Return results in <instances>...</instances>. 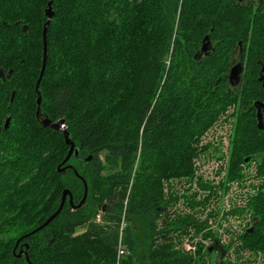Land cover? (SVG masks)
<instances>
[{
	"label": "trees",
	"instance_id": "1",
	"mask_svg": "<svg viewBox=\"0 0 264 264\" xmlns=\"http://www.w3.org/2000/svg\"><path fill=\"white\" fill-rule=\"evenodd\" d=\"M50 1L40 114L65 120L79 155L62 166L77 173L58 170L70 150L64 131L36 117ZM207 36L216 43L204 53ZM236 55L245 68L235 87ZM262 67L264 0H0V264H140L131 221L121 237L129 251L118 262L125 209L148 230L144 264H204L202 248L182 244L204 224L195 212H169L163 180L194 176V158L207 147L201 138L234 105L225 182L246 180L244 166L261 156L259 183L235 213L250 214L240 247L264 254ZM85 183L80 206L67 199L29 234L58 209L65 189L80 203ZM20 242L29 261L18 256ZM214 246L220 259L229 249Z\"/></svg>",
	"mask_w": 264,
	"mask_h": 264
},
{
	"label": "rangeland",
	"instance_id": "2",
	"mask_svg": "<svg viewBox=\"0 0 264 264\" xmlns=\"http://www.w3.org/2000/svg\"><path fill=\"white\" fill-rule=\"evenodd\" d=\"M206 42L211 46L207 52H211L216 41L208 39ZM240 48L241 46L238 51ZM236 53L238 55V52ZM238 112H240L238 106H232L228 110V118L218 120L212 129L201 138L200 145L207 147L194 158L193 177L181 176L163 180L164 195L170 199L169 212L172 215L195 212L197 218H200L204 224L200 231L190 229V233L184 237L182 242L187 250L197 251L202 248L204 264H264L262 252L255 253L240 247V235L248 226L250 214L235 213L238 208L245 206L248 196L254 193L253 185L259 183L254 175L261 156L255 154V159L244 166V171L248 174L246 180L225 182L227 165L234 146L233 138L237 119L235 113ZM120 216L119 241L124 228L131 221V226L135 230L137 260L141 262L140 264H144L145 236L148 230L142 220L137 221L130 217L126 209ZM123 220L126 225L121 229ZM104 222L105 217L102 214L99 223ZM77 231L80 233L81 229ZM216 241L229 248L226 255L224 252L225 256L222 259L219 258L221 249L214 246ZM208 247L211 249L210 252Z\"/></svg>",
	"mask_w": 264,
	"mask_h": 264
},
{
	"label": "water",
	"instance_id": "3",
	"mask_svg": "<svg viewBox=\"0 0 264 264\" xmlns=\"http://www.w3.org/2000/svg\"><path fill=\"white\" fill-rule=\"evenodd\" d=\"M46 15H47V22L46 24L44 25V29H43V44H44V53H43V63H42V69H41V73H40V76H39V79L37 81V84H36V90H37V94H38V97H37V104H38V108H37V111H36V117L38 119V121L45 127H50V128H53L55 130H63L64 131V136H65V140H66V143L68 145H70V150L67 154V156L65 157V159L62 161L61 165L58 166V170L60 173H64L66 172L67 168L68 167H71L74 169V171H76V169L71 166V165H68V166H62V164H65L70 158L71 156L75 155H79V150L78 148L76 147L74 141L71 140V138L69 137V132L67 130V124L65 122L64 119H60L56 122H53L50 118L48 117H42L41 114H40V107H41V100H42V96L38 90V87H39V84H40V81L44 75V72H45V68H46V64H47V48H48V44H47V31H48V26L51 22V19L52 17L54 16V11L52 9V1H50L49 3V7L48 9L46 10ZM27 29V26H24L23 28V31H26ZM206 39H209V37L207 36L205 38V42L203 44V47H202V50L207 52L208 50H210L211 46L208 42H206ZM262 70H263V74L262 76L260 77V81L263 82V85H264V67H262ZM243 71H244V65L242 62H239L237 64H235L232 69H231V72H230V75H229V79H230V82L232 85L236 86L238 85L241 80H242V74H243ZM12 71H10L8 73V76H10V73ZM5 75V72L4 70H0V77H4ZM14 97H15V91L12 93V97H11V101L14 100ZM260 106H264L263 103H260L259 107H258V110H260ZM259 119V122H258V126L259 128L263 129L264 128V124L262 122V120L258 117ZM9 117L6 119V122H5V125H4V128H7L9 126ZM1 127H0V136H1ZM248 160V159H246ZM77 173V171H76ZM87 185L85 183V194H84V197L83 199L80 201V203L78 204H74V201H73V195H72V192L69 190V189H65L63 192H62V197H61V203L58 207V209L50 216L48 217L43 224H41L39 227L35 228L34 230H32L29 234H32L34 232H37L39 230H41L42 228L46 227L54 218H56L59 213L62 211L67 199L69 200V203L72 205V206H75V207H78L80 206L84 200L86 199L87 197ZM27 234V235H29ZM26 235V236H27ZM21 240V238L18 240V242ZM28 247V245H27ZM211 250V249H210ZM22 251L18 254V256H22ZM27 259H28V256H27ZM29 261V259H28Z\"/></svg>",
	"mask_w": 264,
	"mask_h": 264
},
{
	"label": "flooded vegetation",
	"instance_id": "4",
	"mask_svg": "<svg viewBox=\"0 0 264 264\" xmlns=\"http://www.w3.org/2000/svg\"><path fill=\"white\" fill-rule=\"evenodd\" d=\"M238 61H237V63H239V62H242L243 63V65H244V68H245V62L242 60V58H239V59H237ZM236 61V60H235ZM234 61V63H233V66L235 65V64H237L236 62ZM232 66V67H233ZM232 69V68H231ZM231 72V71H230ZM260 118L261 120H262V122H263V124H264V106H260V110H258V108H257V118ZM17 248H18V252L20 253L21 251L23 252L22 253V256H25L26 258H27V256H26V254H25V250H26V244L24 243V242H20L19 244H18V246H17ZM18 253V254H19ZM28 260V259H27Z\"/></svg>",
	"mask_w": 264,
	"mask_h": 264
},
{
	"label": "built area",
	"instance_id": "5",
	"mask_svg": "<svg viewBox=\"0 0 264 264\" xmlns=\"http://www.w3.org/2000/svg\"><path fill=\"white\" fill-rule=\"evenodd\" d=\"M101 218H102V214L101 213L97 214L96 221L100 222ZM125 225H126L125 221L123 220L121 223V229H123L125 227ZM121 237H120V241H119V245H118V262L121 259V257H123L124 255H126L128 253V250L126 249V247L122 243Z\"/></svg>",
	"mask_w": 264,
	"mask_h": 264
},
{
	"label": "bare ground",
	"instance_id": "6",
	"mask_svg": "<svg viewBox=\"0 0 264 264\" xmlns=\"http://www.w3.org/2000/svg\"><path fill=\"white\" fill-rule=\"evenodd\" d=\"M53 2V1H52ZM232 85V84H231ZM236 87V86H235Z\"/></svg>",
	"mask_w": 264,
	"mask_h": 264
}]
</instances>
